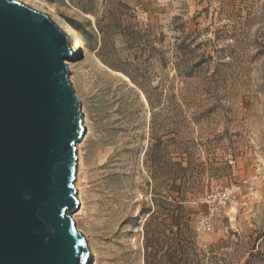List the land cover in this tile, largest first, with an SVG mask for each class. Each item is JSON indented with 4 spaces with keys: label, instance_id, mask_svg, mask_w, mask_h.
I'll return each instance as SVG.
<instances>
[{
    "label": "rangeland",
    "instance_id": "rangeland-1",
    "mask_svg": "<svg viewBox=\"0 0 264 264\" xmlns=\"http://www.w3.org/2000/svg\"><path fill=\"white\" fill-rule=\"evenodd\" d=\"M43 1L81 41L67 68L88 191L86 215L73 221L90 264H143L152 178L173 184L151 167H185L188 153L204 165L201 186L188 191L197 201L182 204L197 250L214 264H264V0ZM188 83L191 109L179 101ZM178 248L148 244L155 262Z\"/></svg>",
    "mask_w": 264,
    "mask_h": 264
},
{
    "label": "water",
    "instance_id": "water-1",
    "mask_svg": "<svg viewBox=\"0 0 264 264\" xmlns=\"http://www.w3.org/2000/svg\"><path fill=\"white\" fill-rule=\"evenodd\" d=\"M74 60L46 15L0 0V264H90L71 217L84 136Z\"/></svg>",
    "mask_w": 264,
    "mask_h": 264
},
{
    "label": "trees",
    "instance_id": "trees-1",
    "mask_svg": "<svg viewBox=\"0 0 264 264\" xmlns=\"http://www.w3.org/2000/svg\"><path fill=\"white\" fill-rule=\"evenodd\" d=\"M175 72L179 75L184 73L187 79L194 77L192 69L187 68L182 73L176 68ZM184 91V95L182 90L179 97V101L182 102L183 107L190 109L197 107L195 103V100H197L196 89L193 85L188 83L187 89ZM175 99L174 95L168 97V107L172 110L178 107L174 101ZM205 114L207 117L210 115V108L205 109ZM144 155L147 156V151ZM186 155L187 165L185 167L179 165L177 169L173 170L174 164L173 166L170 165V168H167L164 162L159 164V166L153 165L151 167L154 176L169 177L173 184L164 186L161 182L155 183L156 177L152 178L150 193L152 209L146 214L142 225L143 264H204L205 261L214 264V258L208 257L206 259L204 254L197 250L194 242L195 236L189 228L190 217L187 211L190 208L182 206L184 203L197 201L198 196L188 191L191 189L197 190L201 186L199 178L204 171L203 164L197 163L189 153ZM178 178L182 184L177 186V192H175V183ZM174 192L177 193L176 197L173 196ZM168 222L175 223L177 226L175 233L169 230ZM234 236L238 237V235ZM150 240H179V248L176 254L172 251L167 259L161 258L158 262H155L154 256L148 251ZM207 253L212 254V251L209 250Z\"/></svg>",
    "mask_w": 264,
    "mask_h": 264
},
{
    "label": "bare ground",
    "instance_id": "bare-ground-1",
    "mask_svg": "<svg viewBox=\"0 0 264 264\" xmlns=\"http://www.w3.org/2000/svg\"><path fill=\"white\" fill-rule=\"evenodd\" d=\"M18 1H21L25 3L26 5L30 6L31 8L37 10L38 12L46 15L57 27L61 28L63 32L70 39V49L74 53L75 58L80 56L81 41L78 35L76 34V31L71 27V25L66 20H64L57 13H55L54 10L45 1L43 0H18ZM68 68H69V65H68ZM116 75L127 80V78L123 76L121 73H116ZM143 101L145 102L144 98H143ZM84 132H85V129H84ZM78 144L76 145L77 164H76V175H75V181H74V188L76 190V199L78 201V209L75 213L71 215L74 221L80 216H84V214L86 215L85 211H86V206H87V191H88V181H87L86 172H85L86 170L84 168V163H83L84 161L82 157L81 148H80V145ZM88 250L90 252V256L92 260L93 252H92L91 247L88 246Z\"/></svg>",
    "mask_w": 264,
    "mask_h": 264
}]
</instances>
